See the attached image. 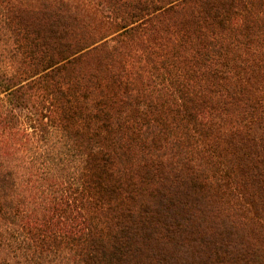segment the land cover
Wrapping results in <instances>:
<instances>
[{"label":"trees","instance_id":"1","mask_svg":"<svg viewBox=\"0 0 264 264\" xmlns=\"http://www.w3.org/2000/svg\"><path fill=\"white\" fill-rule=\"evenodd\" d=\"M0 264H264V0H0Z\"/></svg>","mask_w":264,"mask_h":264}]
</instances>
